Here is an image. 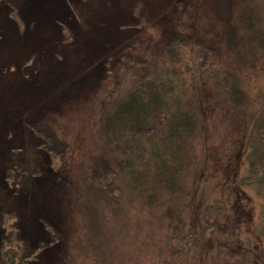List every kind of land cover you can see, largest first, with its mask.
<instances>
[{"label": "rangeland", "instance_id": "obj_1", "mask_svg": "<svg viewBox=\"0 0 264 264\" xmlns=\"http://www.w3.org/2000/svg\"><path fill=\"white\" fill-rule=\"evenodd\" d=\"M4 1L0 8L10 14L0 18V247L18 234L35 251L26 264H264V0H227V18L211 0H111V23L104 11L111 1L102 0L99 37L86 35L59 56L39 50L46 36L64 43L49 18L34 17L46 1ZM46 4L65 8L64 0ZM176 32L190 43L168 53ZM197 37L220 53L210 70L200 66ZM35 51L44 62L35 74L30 66L20 75L15 55L23 65ZM144 75L171 79L172 97L184 91L201 122L183 192L156 205L132 196L94 202L88 193L96 190L105 119ZM231 85L241 91L239 102ZM43 124L70 145L64 163L38 147L32 127ZM11 164L23 172L15 188L5 180Z\"/></svg>", "mask_w": 264, "mask_h": 264}, {"label": "trees", "instance_id": "obj_2", "mask_svg": "<svg viewBox=\"0 0 264 264\" xmlns=\"http://www.w3.org/2000/svg\"><path fill=\"white\" fill-rule=\"evenodd\" d=\"M43 1L48 2V0ZM211 1L218 14L227 18L229 14L228 1ZM80 2L83 5H79ZM102 2V0H64L65 8L62 9V13L43 2L44 10L42 13L37 11L34 17L39 18L38 22L49 18L48 21L57 27L54 37L58 36V40L61 42L64 39V43L58 42L60 45L47 43L46 36L45 42L39 50L43 54L59 56V54L66 53L63 52V49L59 50L60 48H67V52H69L75 45H82L89 38H86V35L92 34L93 37H99L95 35L98 30L95 24L100 16ZM106 5L104 11H108V13H106L105 20L111 23L113 21V16L110 15L113 8L112 1L111 3L106 1ZM127 8L124 6L122 10ZM13 9L18 10L16 6ZM83 10L84 15H81ZM52 11L53 16L51 17ZM8 14H10L9 10L0 8L1 19L5 20L6 16L8 18ZM40 15L43 16L40 17ZM62 15L66 16V20L60 21ZM80 15L81 23L78 19ZM22 19L26 21L28 16H22ZM71 22H74L75 29L71 31L69 38L71 40L67 41L64 36L68 32V24H72ZM2 24L1 21L0 32ZM79 29L81 31L78 34ZM3 34L5 35V33ZM233 37L232 32H228V43H235ZM189 43L190 40L184 34L176 32L166 43L165 49L171 53L178 47H187ZM192 43L197 48L200 66L206 70L212 69L220 59L218 49L199 37L195 38ZM27 44L33 46L31 42ZM231 50L233 51L234 48ZM35 53L31 54L29 60L23 65L20 64L19 57L15 55L18 63L12 65L18 68L20 75L29 74L30 66L31 74H35V64L44 62L41 58L42 53ZM27 66L28 69H26ZM4 74L8 75V70H4ZM166 79L154 80L144 75L134 83V86L116 105L114 112L105 119L106 124L103 125L104 154L98 165L94 167L92 174V182L96 190L91 189L88 193H94L99 198H94V202L101 199L106 204L120 203L126 196H132L145 200L148 205H156L160 198L167 197L171 201L179 199L184 189L188 172L187 165L192 157V147L202 136L201 122L194 108L188 105L184 99V91L181 90L176 93L177 95H174L175 98L172 97L170 92H172L173 82L169 78ZM67 88L69 86H66ZM229 91L236 102L243 99L240 89L236 86L231 85ZM32 131L39 139L38 147L42 151L56 156L60 164L64 163L65 157L70 152V145L58 138L48 124H43L41 127L34 126ZM20 168L21 166L17 164H11L6 168L5 180L12 188L19 184L18 181L23 175ZM117 212L118 210L114 214ZM43 224L48 235L55 238L57 234L53 226L47 223ZM90 232L94 234L92 228ZM114 235L116 236V233ZM16 236L14 240L9 237L2 242L0 264H26L29 258L35 255V251L30 253L19 239V235Z\"/></svg>", "mask_w": 264, "mask_h": 264}, {"label": "crops", "instance_id": "obj_3", "mask_svg": "<svg viewBox=\"0 0 264 264\" xmlns=\"http://www.w3.org/2000/svg\"><path fill=\"white\" fill-rule=\"evenodd\" d=\"M79 5H83V3L80 2Z\"/></svg>", "mask_w": 264, "mask_h": 264}]
</instances>
